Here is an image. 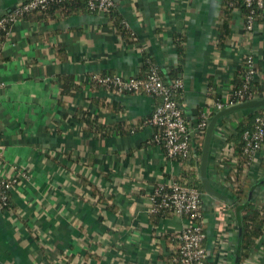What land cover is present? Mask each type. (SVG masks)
Instances as JSON below:
<instances>
[{
    "label": "crops",
    "instance_id": "crops-1",
    "mask_svg": "<svg viewBox=\"0 0 264 264\" xmlns=\"http://www.w3.org/2000/svg\"><path fill=\"white\" fill-rule=\"evenodd\" d=\"M26 1L0 0V18ZM225 1L115 0L133 38L114 30L101 13L12 23L0 51V180L12 184L11 205L0 209V264H166L164 258L177 254L176 234L187 220L167 215L155 222L149 197L156 184L187 183L191 175L201 180L202 155L187 163L169 160L150 142L156 130L144 121L157 98L144 91L116 96L86 83L101 76L143 77L148 56L166 84L182 80L178 98L195 127L202 109L213 108V86L223 96L234 90L245 57L254 58L256 79L264 81V10L249 32L235 9L220 48ZM65 80L81 87L65 97ZM108 100L121 110L111 112ZM81 110L103 123H122L124 134L87 131L74 120ZM223 123L229 133L231 124ZM218 143L214 136L213 159ZM207 172L229 199L203 196L207 264H240L242 210L224 187V174ZM248 177L250 201L264 204V151ZM251 256L242 264H264V236Z\"/></svg>",
    "mask_w": 264,
    "mask_h": 264
},
{
    "label": "built area",
    "instance_id": "built-area-1",
    "mask_svg": "<svg viewBox=\"0 0 264 264\" xmlns=\"http://www.w3.org/2000/svg\"><path fill=\"white\" fill-rule=\"evenodd\" d=\"M63 0H27L25 3L16 5L10 11V14L0 20V43L2 34H9L10 23H14L24 14L35 10H44L50 2H61ZM243 4L250 9L249 14L244 19V28L246 31H253L257 23V14L264 10V0H241ZM89 10L104 14L116 8L115 0H87ZM231 6H235L236 0H229ZM125 23V22H123ZM126 25V23H125ZM127 26V25H126ZM128 27V26H127ZM247 75L243 90H231L227 96H223L225 101L215 100L213 108L220 112L226 108L239 103L264 97L248 94L249 84L257 76V68L252 56H247ZM97 80L102 87L106 88L110 94L121 96L128 93L146 92L150 96L157 98L159 104L154 110L151 118L145 121V125H152L155 128V134L151 143L161 146L165 150L166 158L169 160H187L193 151L192 137L198 135L200 140H205L209 121L213 116L211 109H203L199 115L197 125L191 127L182 106L176 99V92L182 89V80L176 79L171 86H168L160 77L156 66H153L146 79L124 78L116 75L112 77H103ZM231 118V117H229ZM228 119V118H227ZM223 122L219 124L214 136L221 142L226 140V131ZM246 141L244 149L245 155L252 157L253 161L260 151H264V109L256 118V126L252 131H246L243 134ZM219 141V142H220ZM220 145V144H219ZM234 154L233 145L227 143L220 145L217 151L218 156L232 158ZM230 161L236 162L235 159ZM230 183L226 181L225 186ZM12 184L7 180H0V209L6 208L9 203V190ZM205 193L197 188L181 185L179 182L156 184L150 194V214H159L162 210L169 211L170 215L176 218L187 220L184 228L176 234L179 240L177 256L175 261L178 264H207L208 253L204 246L206 232L204 228L203 217V196ZM218 210V209H217ZM220 218V215L218 216Z\"/></svg>",
    "mask_w": 264,
    "mask_h": 264
},
{
    "label": "trees",
    "instance_id": "trees-1",
    "mask_svg": "<svg viewBox=\"0 0 264 264\" xmlns=\"http://www.w3.org/2000/svg\"><path fill=\"white\" fill-rule=\"evenodd\" d=\"M25 3V2H24ZM235 9H238L243 16L246 17L247 14H249L250 9L247 8L241 0H236L235 6H231L229 3V0L225 1V12L222 18V21L219 24L218 27V33L217 38L219 39V47L222 48L225 45V40L228 35H230V26H229V19L231 17V14ZM83 12H89L92 14H100L99 12L91 11L89 10L87 0H63L61 2H50L46 9L44 10H35L31 13L24 14L19 18L26 19L29 17L38 16L39 18H45L50 16H71L73 14L81 13ZM263 11H259L257 14V21L261 19ZM10 12L7 14L9 15ZM6 15V16H7ZM106 18H108V25H110L114 30L120 32L123 37H132V33L130 32L129 28L123 23L124 21L120 17L118 10L112 9L110 12H104L103 14ZM5 17V16H4ZM3 17L0 18V20ZM17 21V20H16ZM12 23L8 25L9 29L11 27ZM2 42L0 43V51L2 49V46L4 45L7 35L6 33L2 34ZM133 38V37H132ZM247 58L243 60V62L238 66L237 70L234 74V80L233 84L235 86V91H240L244 89L245 83H246V75H247ZM144 62L146 63L145 67V74L143 77H140L141 79H146L148 75L151 72V69L153 66H156L154 63V60H152L150 57L145 56ZM256 65V64H255ZM158 69V68H157ZM159 71V69H158ZM180 69L174 70V73L179 74ZM159 75L161 77V73L159 71ZM100 78V77H99ZM103 78V76H101ZM162 78V77H161ZM163 80V79H162ZM171 81L168 83V86H171L174 81ZM89 87H96L101 86V84L97 80H90L88 83ZM62 93L63 96H68L74 91L75 89H79L81 85L77 86L73 81H70L68 83L66 80L63 81L62 84ZM214 87V93L212 94V98L217 101H225L223 97L218 93V88ZM253 93L256 97H260L264 93V81L261 79H256L251 81L249 84V88L247 89L246 93V100H248V94ZM131 94V93H130ZM181 94V90L177 91L175 96L177 101H179V95ZM109 105H106V107L111 111H119L121 110L120 105L118 102L113 100L107 101ZM181 105V103H180ZM263 108L253 110V111H244V112H238L236 114L232 115V119H225L223 122H229L231 124V131L229 133H226V140L225 142H221L218 138H216L218 144L220 145H226L227 143H231L233 145L234 154L232 156L233 159L236 160V162L230 161V158H225L218 156V158H212V155L210 156L209 160V169H213L217 172L218 175H223L224 180L228 181L230 185L228 186L230 194L232 199H234L235 203L239 207V209L242 210V218H241V236H240V253L238 256V261L240 264L244 263L248 259H250L252 256V250L255 246V242L257 239L264 236V204H257L256 202L250 201V181L248 177V173L250 170V167L252 166V163L254 162L252 157L249 155H245L244 149L246 146V141L243 138V134L246 131H252L254 130L256 126V118L261 114L263 111ZM203 111V109H202ZM201 111V112H202ZM213 115L216 113V108H212ZM200 112V114H201ZM199 114V115H200ZM233 116H237L238 118H235ZM79 121L81 123H84L87 125V131L93 132L96 136H109L113 134L114 131H121L122 134H124V130L126 129L122 123H114L112 125L103 123L101 121V118L99 116L91 115V113L88 110H81L78 113L75 114L74 120ZM145 123V121H144ZM128 130H133L131 127H127ZM193 140V151L191 153V156L189 159H187V162L190 161L193 157H200L202 155V147H203V141L199 139L198 135L192 137ZM219 145V146H220ZM185 163L186 160H184ZM181 185L187 186V187H193L197 188L203 193H205L201 180L196 179L195 175L190 177V182H182L179 181ZM11 203L9 199L8 206L4 208L3 210L9 209ZM170 215L169 211L162 210L159 214L152 215L154 216V221L158 222L161 218ZM177 254H174L168 258H164L166 261V264H178L175 261V257Z\"/></svg>",
    "mask_w": 264,
    "mask_h": 264
},
{
    "label": "water",
    "instance_id": "water-1",
    "mask_svg": "<svg viewBox=\"0 0 264 264\" xmlns=\"http://www.w3.org/2000/svg\"><path fill=\"white\" fill-rule=\"evenodd\" d=\"M264 107V97L249 100L243 103H239L237 105H234L232 107L226 108L218 113H216L213 118L209 121V125L207 127L206 136L204 140V145L202 149V157H201V165H200V176H201V183L203 186L204 191L215 197L219 200L223 201H229L227 196L220 193L218 190H216L213 185L211 184L209 178H208V167H209V160H210V151L212 146V141L214 138L215 130L217 125L231 117L233 114H236L238 112H244V111H253Z\"/></svg>",
    "mask_w": 264,
    "mask_h": 264
}]
</instances>
